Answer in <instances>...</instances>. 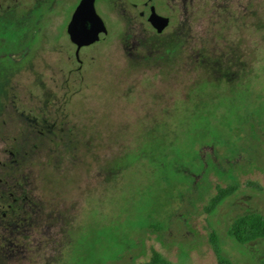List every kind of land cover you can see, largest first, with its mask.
<instances>
[{
	"label": "rangeland",
	"instance_id": "374dc122",
	"mask_svg": "<svg viewBox=\"0 0 264 264\" xmlns=\"http://www.w3.org/2000/svg\"><path fill=\"white\" fill-rule=\"evenodd\" d=\"M129 1L144 0H95L107 38L77 60L80 0H0V180L39 207L38 245L3 233L1 251L217 264L214 232L233 264H264V239L230 236L236 218L264 217V0H152L161 36Z\"/></svg>",
	"mask_w": 264,
	"mask_h": 264
},
{
	"label": "trees",
	"instance_id": "16d2710c",
	"mask_svg": "<svg viewBox=\"0 0 264 264\" xmlns=\"http://www.w3.org/2000/svg\"><path fill=\"white\" fill-rule=\"evenodd\" d=\"M243 56H245V55H243V53H241V57H243ZM219 65L221 66V64H219ZM231 80H233V79H231ZM228 81H230V80H228ZM125 147H126V144H124L122 149H120L119 151L114 153L111 160L114 161L115 157L122 159V160L125 159L126 155H128V152H125L126 151ZM144 153L145 152H142V151L140 153H138V156L136 159L139 160V158L141 156H143ZM151 157H152V159L154 158L153 155H151ZM128 166H129V164L122 166L121 168H119L117 170V173L120 172L122 169H126ZM113 174H114V172H113ZM14 179H15V177H14ZM13 182H14V185H13V187H14L16 185V182L15 181H13ZM24 185H25V187L23 188V192L21 191V193H17L13 188H11V190H10L11 193H13V196L15 198L19 199V201L21 199L23 200L22 201L23 204H22V208H21V210H22L21 214H23L24 212H27V210H26L27 203L29 205L30 202H34L33 196L35 195L34 191L32 189H29V187L26 186V183ZM224 194L225 193L221 192V196L216 201L217 203H220L223 200V198L225 197ZM8 201H10L9 197L7 198V202ZM13 210L14 211L8 213V215L11 217L12 216H14V217L18 216V214H17L18 208L16 210H15V208H13ZM28 212H30V211H28ZM28 212H27V214H25L26 216L29 215ZM8 223H10V222L7 221V224ZM9 226H10V224H8V227ZM10 231H13V229ZM10 231H7V233H6V238H8V239L10 236ZM0 234L2 235L1 229H0ZM24 234H23V239L25 242H28L27 240H29V239H25L26 236ZM4 236H5V234H4ZM230 236L238 245H245V244H248L250 242L259 240V239H264V217L259 215V214H256V213H247V214H244V215L236 218L231 224ZM210 243H211L212 249L214 251V254L216 256L217 264H233L228 258H226L223 255L222 250L220 248L219 241H218L216 234L214 232H212L210 235ZM22 244L24 245V242H22ZM8 247H9V245H8ZM22 253H24V255L20 256L19 253L17 252V250H15V249L12 250L10 248H7L4 251L0 250V264H36V262L34 260H32L33 257L31 256V253L29 251L23 250ZM152 264H164V261L162 260V258L157 253L153 252Z\"/></svg>",
	"mask_w": 264,
	"mask_h": 264
},
{
	"label": "water",
	"instance_id": "95a60500",
	"mask_svg": "<svg viewBox=\"0 0 264 264\" xmlns=\"http://www.w3.org/2000/svg\"><path fill=\"white\" fill-rule=\"evenodd\" d=\"M149 1L151 0L143 3L147 4ZM148 22L157 33H161L169 25V19L158 15L154 7H151ZM67 34L70 42L77 47V58L81 48L106 40L107 29L96 13L95 0H80L67 26Z\"/></svg>",
	"mask_w": 264,
	"mask_h": 264
},
{
	"label": "flooded vegetation",
	"instance_id": "af4514ba",
	"mask_svg": "<svg viewBox=\"0 0 264 264\" xmlns=\"http://www.w3.org/2000/svg\"><path fill=\"white\" fill-rule=\"evenodd\" d=\"M145 1V0H144ZM144 1H142V2H132V1H129V3L131 4V6L133 7V8H135V9H139V8H142L143 9V11H141L140 13H139V16L141 17V18H143V17H146V20H147V22H148V17H149V15H150V13H151V7H154L153 5H151V1H149L147 4H144L143 2ZM134 4H137V5H134ZM154 9H155V7H154ZM156 12V11H155ZM167 18V17H166ZM169 19V18H168ZM149 23V22H148ZM150 25V24H149ZM151 26V25H150ZM151 28H153L152 26H151ZM168 27H166V29H167ZM166 29H164V31L166 30ZM153 30L155 31V33H156V35L157 36H161L163 33H164V31H162L161 33H157V31L153 28ZM137 36L139 37V35H135L134 36V38L135 39H137ZM138 41H136L135 42V44L137 43ZM140 43V42H139ZM173 43H176V41L175 42H173ZM138 44V43H137ZM167 43L165 42V43H163V44H161L160 46L161 47H164L165 45H166ZM74 45V44H73ZM153 47V46H155V43L154 42H150V47ZM74 47H75V57H76V59L77 60H79L78 58H77V55H76V50H77V47L74 45ZM82 49V48H81ZM80 49V50H81ZM79 50V51H80ZM78 54H79V52H78ZM11 154V153H10ZM0 182L2 183L3 181L2 180H0ZM3 184H4V186H1V187H3V191L4 192H7V194H8V197L10 198V201H3V202H1V205H0V208L3 210L4 208H5V212H3L2 214H1V216H0V229H1V232H2V234L4 233L5 234V236H3L2 237V240H5L6 238V233H7V231H10V230H12L13 229V231H10L11 233H10V236H12L14 233H16L17 235H23L24 233H25V231L26 230H28V229H30V231L32 232V237L33 236H35L36 237V235H37V237L35 238V242H36V245H38V241H37V238L39 237L38 235H39V233H37L38 232V230H39V218H38V209H39V207H38V205H37V203L36 202H30L29 203V205H28V203H27V206H26V210H27V212L28 211H30L31 212V214H32V216L29 218L28 216H26L25 214H27V212H24L23 214H21L22 213V210H21V208H22V199L19 201V199H17V198H15L14 196H13V193H11V187H9L8 186V184H7V182H3ZM25 203V204H26ZM13 208H15V210L18 208V211H17V214H18V216H16L15 218H16V220H17V222H16V224H14V225H12L11 223H8V224H10V226L8 227V224H7V218H8V213H10V212H13L14 210H13ZM16 212V211H15ZM21 214V215H20ZM23 215V216H22ZM25 215V216H24ZM49 228V227H48ZM14 232V233H13ZM36 232V233H35ZM15 234V235H16ZM26 234V233H25ZM36 234V235H35ZM7 241V240H6ZM17 241H19V240H17ZM34 241H33V239H32V243H33ZM8 245V244H7ZM22 245V244H21ZM15 247H17L18 248V244H17V242H16V244H15ZM16 248V249H17ZM0 250H1V248H0ZM18 250V249H17ZM38 251V250H37ZM34 253V252H33Z\"/></svg>",
	"mask_w": 264,
	"mask_h": 264
}]
</instances>
